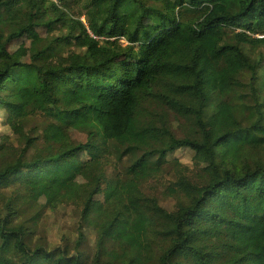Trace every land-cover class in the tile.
<instances>
[{"label":"trees","instance_id":"16d2710c","mask_svg":"<svg viewBox=\"0 0 264 264\" xmlns=\"http://www.w3.org/2000/svg\"><path fill=\"white\" fill-rule=\"evenodd\" d=\"M65 1L0 0V264H264V0Z\"/></svg>","mask_w":264,"mask_h":264},{"label":"rangeland","instance_id":"374dc122","mask_svg":"<svg viewBox=\"0 0 264 264\" xmlns=\"http://www.w3.org/2000/svg\"><path fill=\"white\" fill-rule=\"evenodd\" d=\"M95 1L96 0H67V1L63 2L61 4V6H63L65 8V10H67L70 13H75V14L81 15V18L84 22H86L85 19L87 17H89L94 22L102 23L106 20L110 6L114 2H113V0H108L106 3L100 4V3H95ZM119 26H120V28L129 29L130 31H133L135 29V26H136V20L131 19V18L122 19L119 21ZM106 27L109 28L108 25ZM124 41L125 40H122V42H124ZM46 47H47V41L43 40V39H39V40H36L31 45V48H30V44H29L30 49H26V50L22 49L21 52L24 55V57H27L28 54L30 53V51L33 54H36V53L44 50ZM222 110L225 113V123H226L227 127L231 130L238 128V125L233 120V116H232L230 107L223 105ZM181 124H186L188 127L195 129V130L197 128L195 125V121L193 120L192 117H186V118L176 117L175 122H174L175 127L178 128V126ZM19 131L21 132V134L23 136H25L23 131H21V130H19ZM74 135L76 136L77 134H74ZM69 137H73V135L68 134L66 136V138H69ZM84 139H85L84 135L77 136L75 144L82 142ZM12 143L19 150L23 149L27 145L26 143L22 144L23 143L22 139L21 140L16 139L15 142L12 141ZM17 143H20V145H18ZM93 144L106 147L108 144V141L106 140V138L104 136H98L93 140ZM60 147H61L60 142L55 143L53 148H47V147L42 146V145L38 146L36 151H35V154L33 155V158L34 159H42V158H45L47 156H50L53 153H55L56 149L58 150ZM1 164H2V159L0 158V165ZM200 172H202V166L198 163H190V164L184 165L180 168V174L182 176H186V177L197 175ZM156 173H157V169H152L147 165H143V166L139 167L134 172V177L136 180H138L141 175H145L152 182ZM192 180L193 179H190L189 181L192 182ZM25 187L28 188L32 197H34L38 200L44 199L41 196V194H40V192L36 186L27 185ZM99 197L104 199L105 194L100 193ZM187 197L190 201H193L196 199L197 195H196V193L190 191L188 193ZM137 214L138 213L132 211L128 207L126 202L124 200H122V201H120V204L118 206H111V207H107V208L101 207V206L93 207L89 213V216L95 217V218L100 217V216H111V217H118V218H120L121 221H127V220L131 219L132 217L137 216ZM261 252H262L261 257H264V248H262Z\"/></svg>","mask_w":264,"mask_h":264},{"label":"clouds","instance_id":"9594fccd","mask_svg":"<svg viewBox=\"0 0 264 264\" xmlns=\"http://www.w3.org/2000/svg\"><path fill=\"white\" fill-rule=\"evenodd\" d=\"M123 44H126V41L122 42Z\"/></svg>","mask_w":264,"mask_h":264}]
</instances>
